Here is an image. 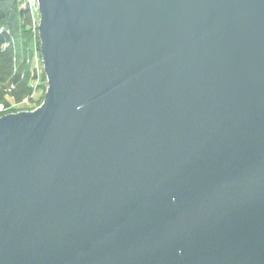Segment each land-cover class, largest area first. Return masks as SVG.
I'll return each instance as SVG.
<instances>
[{
  "label": "water",
  "instance_id": "1",
  "mask_svg": "<svg viewBox=\"0 0 264 264\" xmlns=\"http://www.w3.org/2000/svg\"><path fill=\"white\" fill-rule=\"evenodd\" d=\"M37 1L0 264H264V0Z\"/></svg>",
  "mask_w": 264,
  "mask_h": 264
},
{
  "label": "trees",
  "instance_id": "2",
  "mask_svg": "<svg viewBox=\"0 0 264 264\" xmlns=\"http://www.w3.org/2000/svg\"><path fill=\"white\" fill-rule=\"evenodd\" d=\"M33 16L23 0H0V104L7 113L35 109L46 91L45 75L33 64L39 49Z\"/></svg>",
  "mask_w": 264,
  "mask_h": 264
},
{
  "label": "rangeland",
  "instance_id": "3",
  "mask_svg": "<svg viewBox=\"0 0 264 264\" xmlns=\"http://www.w3.org/2000/svg\"><path fill=\"white\" fill-rule=\"evenodd\" d=\"M23 1H24L25 5L30 9L31 13H33L35 15V16H33V17H35V19L33 21V24L35 23V27L36 28L35 27H34L35 29L33 28L35 30V32H33V37L37 36V38H38V28H37L38 27V24H39L38 1L37 0H31V2H34L33 5H30L28 3V0H23ZM38 43H39V39H38ZM33 52H34V55H33V64H34V66H35V68L37 70L36 72H37V74H40V73L44 74V72H43V66H42V62H41L40 50L39 49L38 50H34ZM44 84L47 87L46 81H45ZM0 105H1L0 106V116L9 114V112L8 113L6 112V111H8L7 108L3 104H0ZM19 106L20 105H16L15 107H19ZM23 111H26V110L23 109ZM11 113H17V112H11Z\"/></svg>",
  "mask_w": 264,
  "mask_h": 264
},
{
  "label": "built area",
  "instance_id": "4",
  "mask_svg": "<svg viewBox=\"0 0 264 264\" xmlns=\"http://www.w3.org/2000/svg\"><path fill=\"white\" fill-rule=\"evenodd\" d=\"M28 3L30 4V5H33L34 4V2H31V0H28ZM36 3V2H35ZM1 106V105H0Z\"/></svg>",
  "mask_w": 264,
  "mask_h": 264
},
{
  "label": "bare ground",
  "instance_id": "5",
  "mask_svg": "<svg viewBox=\"0 0 264 264\" xmlns=\"http://www.w3.org/2000/svg\"><path fill=\"white\" fill-rule=\"evenodd\" d=\"M36 28V27H35Z\"/></svg>",
  "mask_w": 264,
  "mask_h": 264
}]
</instances>
